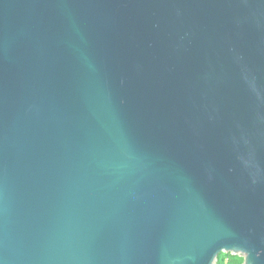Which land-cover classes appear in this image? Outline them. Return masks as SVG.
<instances>
[{"label":"water","instance_id":"95a60500","mask_svg":"<svg viewBox=\"0 0 264 264\" xmlns=\"http://www.w3.org/2000/svg\"><path fill=\"white\" fill-rule=\"evenodd\" d=\"M264 264V0H0V264Z\"/></svg>","mask_w":264,"mask_h":264},{"label":"trees","instance_id":"16d2710c","mask_svg":"<svg viewBox=\"0 0 264 264\" xmlns=\"http://www.w3.org/2000/svg\"><path fill=\"white\" fill-rule=\"evenodd\" d=\"M243 261V258L240 256L222 253L219 256L218 264H242Z\"/></svg>","mask_w":264,"mask_h":264}]
</instances>
